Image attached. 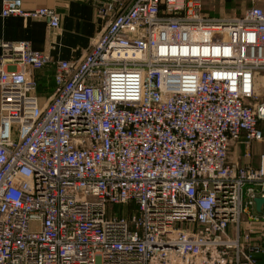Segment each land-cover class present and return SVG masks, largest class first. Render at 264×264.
<instances>
[{"label": "built area", "instance_id": "built-area-1", "mask_svg": "<svg viewBox=\"0 0 264 264\" xmlns=\"http://www.w3.org/2000/svg\"><path fill=\"white\" fill-rule=\"evenodd\" d=\"M96 10L82 59L0 40V264H262L264 0L225 17L204 0ZM1 17L61 23L22 0Z\"/></svg>", "mask_w": 264, "mask_h": 264}, {"label": "crops", "instance_id": "crops-1", "mask_svg": "<svg viewBox=\"0 0 264 264\" xmlns=\"http://www.w3.org/2000/svg\"><path fill=\"white\" fill-rule=\"evenodd\" d=\"M96 1L98 0H22L24 9L27 11L50 8L60 14V29L54 34L46 20H24L20 17L2 18L3 0H0V40L5 42H30L34 50L50 55L52 60L56 62L72 58L82 59L105 25V22L97 17ZM121 1L129 6L135 0ZM239 1H243V3L234 4L233 8L236 10L245 8L250 3V0ZM207 2L208 0H205V3ZM1 57L2 51L0 50V59ZM54 71V67L49 66L34 73L39 85L38 94L43 102L47 101L48 96L54 90ZM41 89H43L42 92ZM241 149L240 160L233 158V162L244 164L248 160L244 158L245 147L241 146ZM262 154H264V150L261 143H254L252 158L249 162L254 166H258Z\"/></svg>", "mask_w": 264, "mask_h": 264}, {"label": "rangeland", "instance_id": "rangeland-1", "mask_svg": "<svg viewBox=\"0 0 264 264\" xmlns=\"http://www.w3.org/2000/svg\"><path fill=\"white\" fill-rule=\"evenodd\" d=\"M241 3H243V1H239V0H208V2L205 3L204 0V5L210 13L214 14L215 16H224V17L225 15L234 14L236 9L233 8V5L234 4L237 5ZM40 91L42 92L43 89H41ZM256 93L259 96L260 101L264 102V72L257 77ZM261 145L263 146V150H264V142H262ZM241 151L242 149L241 146L239 145H236L232 148V151L230 153V157H231L230 159L232 162H233V158L234 159L238 158V160H240ZM257 229L264 232V225L258 226ZM263 243H264V236H263ZM263 264H264V256H263Z\"/></svg>", "mask_w": 264, "mask_h": 264}, {"label": "water", "instance_id": "water-1", "mask_svg": "<svg viewBox=\"0 0 264 264\" xmlns=\"http://www.w3.org/2000/svg\"><path fill=\"white\" fill-rule=\"evenodd\" d=\"M255 202V211L258 214H263L264 213V197H256L254 199Z\"/></svg>", "mask_w": 264, "mask_h": 264}, {"label": "trees", "instance_id": "trees-1", "mask_svg": "<svg viewBox=\"0 0 264 264\" xmlns=\"http://www.w3.org/2000/svg\"><path fill=\"white\" fill-rule=\"evenodd\" d=\"M261 262H262V264H263V257L261 258Z\"/></svg>", "mask_w": 264, "mask_h": 264}]
</instances>
